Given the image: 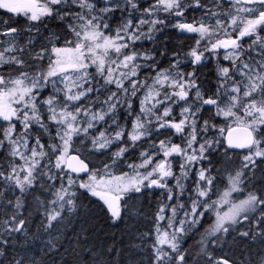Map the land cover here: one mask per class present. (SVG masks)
<instances>
[{"label": "snow or ice", "instance_id": "snow-or-ice-1", "mask_svg": "<svg viewBox=\"0 0 264 264\" xmlns=\"http://www.w3.org/2000/svg\"><path fill=\"white\" fill-rule=\"evenodd\" d=\"M0 14V264H264V0Z\"/></svg>", "mask_w": 264, "mask_h": 264}, {"label": "trees", "instance_id": "trees-1", "mask_svg": "<svg viewBox=\"0 0 264 264\" xmlns=\"http://www.w3.org/2000/svg\"><path fill=\"white\" fill-rule=\"evenodd\" d=\"M198 15H199V13H197ZM175 39L176 40H183V39H186L185 37H175ZM210 70H211V68L210 67H208V68H205V69H201V71L203 72V73H208V72H210ZM178 111V110H177Z\"/></svg>", "mask_w": 264, "mask_h": 264}, {"label": "rangeland", "instance_id": "rangeland-1", "mask_svg": "<svg viewBox=\"0 0 264 264\" xmlns=\"http://www.w3.org/2000/svg\"><path fill=\"white\" fill-rule=\"evenodd\" d=\"M192 15H197V16H198V14H197V13H195V14H193V13H189V16H192Z\"/></svg>", "mask_w": 264, "mask_h": 264}, {"label": "flooded vegetation", "instance_id": "flooded-vegetation-1", "mask_svg": "<svg viewBox=\"0 0 264 264\" xmlns=\"http://www.w3.org/2000/svg\"><path fill=\"white\" fill-rule=\"evenodd\" d=\"M1 15H2V14H0V18H4V17H2ZM21 23H22V18H21ZM209 67L211 68V66H209Z\"/></svg>", "mask_w": 264, "mask_h": 264}]
</instances>
